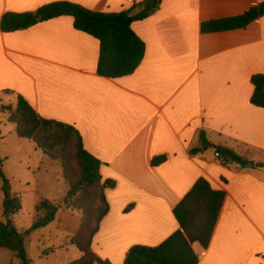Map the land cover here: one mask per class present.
<instances>
[{
    "label": "crops",
    "instance_id": "obj_1",
    "mask_svg": "<svg viewBox=\"0 0 264 264\" xmlns=\"http://www.w3.org/2000/svg\"><path fill=\"white\" fill-rule=\"evenodd\" d=\"M63 2L97 13L136 6L127 0H0V25L6 14ZM263 3L162 0L155 15L132 25L146 54L138 70L121 79L98 75L100 43L77 31L71 17L11 34L0 28V94L14 92L42 118L75 128L102 163L103 182L115 183L106 190L110 210L92 246L103 261L124 264L133 247L156 248L178 232L175 208L205 178L226 199L208 249L193 246L199 264H264V168L258 167L264 164V109L251 103L252 77L264 75V17L244 30L200 32L202 23ZM202 132L212 146L234 151L254 168L222 164L214 148H200ZM160 157L165 163L153 167ZM80 224L78 213L63 209L40 229L54 225L62 233L71 257L61 264L81 258L68 245Z\"/></svg>",
    "mask_w": 264,
    "mask_h": 264
},
{
    "label": "trees",
    "instance_id": "obj_2",
    "mask_svg": "<svg viewBox=\"0 0 264 264\" xmlns=\"http://www.w3.org/2000/svg\"><path fill=\"white\" fill-rule=\"evenodd\" d=\"M161 3L162 0L153 6V0H147L121 13H97L67 2L56 3L34 13L6 14L0 28L2 33L11 34L53 19L71 17L77 31L100 43L98 75L121 79L133 75L146 54V45L135 34L132 25L155 15ZM263 17L264 3L241 16L202 23L200 32L217 34L244 30ZM251 81L254 86L251 103L264 109V75H255ZM6 93L15 96L16 105L4 107L2 113L8 116L9 123L15 125L17 137L32 142L37 150L60 165L69 191L62 205L43 202L37 206L33 226L20 231L11 218L21 211L22 204L12 194L9 182L3 179V217L6 221L0 220V249L13 253L17 264H31L26 239L33 232L54 223L60 211L65 209L81 217L77 233L70 238V244L81 253V258L70 264H110L100 259L92 246L110 210L106 190L113 189L115 183L103 182L102 163L85 150L82 136L75 128L42 118L24 97L14 92ZM200 148L204 151L214 148L224 165L246 160L228 148L212 146L205 132L200 135ZM165 161V157L155 158L152 166L158 167ZM258 167L264 168V164ZM225 199L224 191L214 190L205 178L199 179L175 208L174 215L180 230L156 248L133 247L124 264H199L200 258L193 246L198 244L203 250L208 249Z\"/></svg>",
    "mask_w": 264,
    "mask_h": 264
},
{
    "label": "rangeland",
    "instance_id": "obj_3",
    "mask_svg": "<svg viewBox=\"0 0 264 264\" xmlns=\"http://www.w3.org/2000/svg\"><path fill=\"white\" fill-rule=\"evenodd\" d=\"M15 105V96L0 94V220L6 221L3 217L2 191L3 179H6L12 194L22 204L21 211L11 220L20 231H27L36 221V207L44 199L55 205L63 203L68 185L57 162L35 149L30 141L17 137L15 125L9 123L8 116L2 113L4 107ZM53 226L45 231L33 232L26 241L31 264H61L62 260L71 257L64 252L67 245L62 240V233L57 232ZM11 263H18L14 254L0 249V264Z\"/></svg>",
    "mask_w": 264,
    "mask_h": 264
},
{
    "label": "water",
    "instance_id": "obj_4",
    "mask_svg": "<svg viewBox=\"0 0 264 264\" xmlns=\"http://www.w3.org/2000/svg\"><path fill=\"white\" fill-rule=\"evenodd\" d=\"M160 0H153V6L156 5V3ZM239 165L243 168H254L255 164L253 162L249 161H241Z\"/></svg>",
    "mask_w": 264,
    "mask_h": 264
},
{
    "label": "built area",
    "instance_id": "obj_5",
    "mask_svg": "<svg viewBox=\"0 0 264 264\" xmlns=\"http://www.w3.org/2000/svg\"><path fill=\"white\" fill-rule=\"evenodd\" d=\"M136 1L137 0H127V2L129 3V4H132V5H136ZM215 157L217 158V159H220L221 158V156L215 151Z\"/></svg>",
    "mask_w": 264,
    "mask_h": 264
}]
</instances>
